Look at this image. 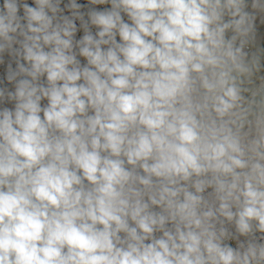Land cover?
<instances>
[{
	"label": "clouds",
	"instance_id": "9594fccd",
	"mask_svg": "<svg viewBox=\"0 0 264 264\" xmlns=\"http://www.w3.org/2000/svg\"><path fill=\"white\" fill-rule=\"evenodd\" d=\"M88 3H0V264H264V0Z\"/></svg>",
	"mask_w": 264,
	"mask_h": 264
},
{
	"label": "built area",
	"instance_id": "2783aa9c",
	"mask_svg": "<svg viewBox=\"0 0 264 264\" xmlns=\"http://www.w3.org/2000/svg\"><path fill=\"white\" fill-rule=\"evenodd\" d=\"M28 2L31 4L32 0H28ZM66 2H67V0H65V3ZM77 2L82 4V5H85V7L81 9L85 14L92 8H95L96 10H105V9H110L111 8L110 4H106V5H90L88 3V0H77ZM0 3H2V0H0ZM21 14H22V10H21ZM65 14H70V13H68L66 11ZM122 15H123L125 21L130 23V21H128L127 16L125 14H122ZM85 18L87 19V16H85ZM76 23H77V27H78V31L76 33V39H80L84 35V31H83V28L80 27L79 21H77ZM90 29H91L93 34H95L98 31V29L95 26H91L90 25ZM117 40L119 41V37L118 36H117ZM104 47H106V46H104ZM78 59L81 61V65L82 66L86 65V63H87L86 58L78 57ZM2 71H3V69L0 68V72H2ZM46 103H47L46 100L42 101V104H46ZM41 115H42V113H41ZM157 235H160V234L157 233Z\"/></svg>",
	"mask_w": 264,
	"mask_h": 264
}]
</instances>
